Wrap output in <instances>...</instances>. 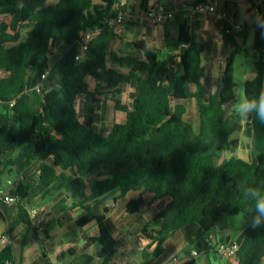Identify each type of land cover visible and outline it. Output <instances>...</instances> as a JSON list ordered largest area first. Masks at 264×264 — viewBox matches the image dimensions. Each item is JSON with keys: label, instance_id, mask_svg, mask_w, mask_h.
Masks as SVG:
<instances>
[{"label": "trees", "instance_id": "16d2710c", "mask_svg": "<svg viewBox=\"0 0 264 264\" xmlns=\"http://www.w3.org/2000/svg\"><path fill=\"white\" fill-rule=\"evenodd\" d=\"M120 1L0 0V178L13 166L20 174L7 188L20 202L0 203V214L10 215L14 227H31L27 209L34 207L36 198L53 193L56 184L61 188L64 183L84 184L94 174L104 176L93 182L88 197L74 204L84 209L75 225L82 229L95 225L98 234L90 242L99 244L108 259L116 251L118 227L108 208L97 212L86 203L118 191L115 201L123 200L126 214L137 216L159 202L162 209L149 222L159 227L157 235L147 234L146 228L143 233L158 242L150 263L166 264L172 242L186 241L189 226L201 233L225 231L232 216L255 219L258 215L255 201L245 199L243 190L251 186L264 193V123L251 113L245 134L252 156L244 161L235 156L239 142L231 136L238 128L229 107L236 100V56L250 35L247 28L236 30L228 20L218 22L219 36L231 52L221 77L213 80L197 21L185 20L173 29L175 34L167 33L164 50L133 41L126 43L130 52L116 53L114 42L120 36L106 23L117 14ZM151 1L137 0V6L146 10ZM246 2L251 13L256 0ZM198 3L204 1L191 5ZM257 16L253 44L257 76L244 84L249 99L264 90V0ZM98 29L82 59L76 60L75 41ZM62 44L69 50L53 65L40 92H28ZM110 63L119 70L110 68ZM89 77L97 83L94 90ZM126 84L132 89L131 109L116 102L127 113L126 121L106 131L96 124L94 111L104 105L95 97L103 92L99 88L116 89L119 94ZM80 99L88 111L79 107ZM193 100L197 132L187 120ZM238 240L241 249L228 264H260L264 217ZM199 243L203 251V240ZM0 264H22L13 243L1 249ZM182 264L198 263L193 259Z\"/></svg>", "mask_w": 264, "mask_h": 264}, {"label": "rangeland", "instance_id": "374dc122", "mask_svg": "<svg viewBox=\"0 0 264 264\" xmlns=\"http://www.w3.org/2000/svg\"><path fill=\"white\" fill-rule=\"evenodd\" d=\"M196 1L197 0H193L192 3ZM204 1L212 2V0H204ZM163 2L166 3V5L171 6L170 0H163ZM230 2L231 4L235 5L232 9L233 11L234 10L240 11V13H235L234 15L235 18L239 19L238 23H236L238 27H235V26L234 27L236 28V30H241V28L243 27V22H244L247 25V28L249 30V35H250L251 27L249 25L248 19L253 14L251 15L248 13V9H249L248 3L246 2V0H230ZM222 3L223 2L219 0V2L217 3V6L222 5ZM221 10L225 13L223 6ZM255 14L257 15V12H255ZM226 17L227 19L231 21L230 16L226 15ZM205 18H206L205 20L207 21L209 20L211 22L214 20L211 17H205ZM253 18L254 20H256L257 16H253ZM128 23L129 22L126 21L123 25L115 27L113 31L118 35L117 29L122 28ZM136 28L137 29L139 28L140 32L136 31V33L132 34V36L129 37V39L131 40L130 42L145 41L147 42L150 48H158L160 50H164L165 39H166L167 33L173 31L171 22L167 24H163V25H155L152 23H140L139 25L137 24ZM23 35L25 36L26 33L24 32ZM124 39H128V38L119 37V39L117 40L118 42H114L115 52L120 53L121 55L130 52L129 49H127L126 47V43H129V41L126 42L124 41ZM253 44H254V32H252L251 35L249 36V40L244 50L236 56L235 68H234V80L237 85L236 86V100L232 102L229 106L230 111L232 113V117H233V123L238 128L237 131L231 136V140H238L239 142V147L235 153V156L244 161H250L251 156H252L251 141L245 134V129H246L247 123L250 120V117L247 121H241L232 109H233V105L238 103L240 100V90L243 89L244 91L245 75L247 73H251L254 68V60H255L254 56L256 52L254 50ZM68 50H69V46L65 44L60 45L52 53L50 68H52L53 65L56 63V61H58L63 56V54L66 53ZM230 52H231V48L229 47V45L225 44L222 41L221 37L218 42H214V43L210 42V45L208 46L206 53L203 55V57H204L205 62H209L211 57H214L217 60L216 67L213 68L214 70L212 74L213 80H216L221 77L225 59L227 56H229ZM76 55H81V59H82L84 52L80 47L78 48V52L75 54V56ZM109 66L112 69L119 70L118 65L115 63H110ZM87 81L91 87V90H94V88L97 85L95 80L92 77H89ZM120 88H121V93L119 94L115 93L116 89L109 90L106 87L99 88V89H102L103 92L98 93L95 97L97 100H99V105L101 107L104 105L102 109H97L94 111V114L97 117L96 124L103 127V129L106 131H109L115 124L124 123L126 121L127 113L123 111L122 109L116 107L117 101H119L121 105L128 106L131 109V104H132V99L130 97V92L132 90L131 86L126 84V85H122ZM78 103H79L80 108L83 107L85 109V112L89 110V107H87V105L84 103L82 99H80ZM187 120L192 125L193 130L197 132L198 127H199V121H198L197 103L195 100L190 102ZM11 128L14 132L18 131V127L15 122H12ZM17 153L18 152H16L14 156H16ZM225 157H229V155H225ZM2 178L4 179V182L6 185V182L8 180H11L13 182L17 181L20 178V174L18 173L16 166H13V167L6 168L4 170V175ZM103 178L104 176H98L94 174L91 177L84 179V184L74 183L73 185H69L68 183H64V185L61 188H65V195H60V196H63L62 200L64 202L65 201H68L70 203L79 202L81 198L88 197L91 194V188H92L93 182L97 179H103ZM58 186H59V183L56 184L55 191L51 194L54 195L58 190L61 189ZM43 202L44 201H42L40 197L36 198L32 202V205L34 207L39 208L42 212L41 213L42 224L40 228L33 229L32 227H29V229L23 230L22 233L16 237L18 228L14 227L15 224H14V220L12 219V217L10 215H7V217H4L3 215L0 214V232L2 230L7 231L8 226L9 228L11 227L10 232H11L12 238L14 239V242H13L14 248L16 251V255L19 257L20 249H23L21 245L25 246V240H24L25 233L27 231H32L31 234L33 236L30 235L28 237L26 246L27 247H29V245L31 247L34 246L35 240H37L36 244L39 247V243H40V246H42V250L40 254H38L37 256H32L29 250H25L24 264H43V262L45 261H48L49 263H52V264H58L59 263L58 261L59 252L58 251H64V253L66 254L65 261L67 262H72L74 264H85V262L82 260V258L79 255H74L73 253L69 251V247L72 244H69L64 239L62 240L61 238L55 239L54 243L56 246L54 250L51 252L48 249V244L46 243L47 239H45V237L42 238V235H40L39 240L36 239L39 234L45 233L47 229L51 227L52 224L56 223V221H60L61 223H66L68 221V220L66 221V219H68V217H66V214L64 213L60 214V213L54 212L53 210L48 212L45 209L46 207H49V203H48L49 200H47L46 203H43ZM97 202L98 201H93L89 203L95 206V209L97 212H101L104 205L103 203L97 205ZM117 210L118 211L115 212L116 217H118V215L120 214V208ZM159 211L160 209L158 208V206H151L145 209L142 215H137V216L128 215V217H126L127 218L126 221L130 220L131 218H134L131 224L132 229H135L138 226L139 227L143 226L144 228L147 229V234L156 236V233L159 227L156 225L149 226L148 222H150L154 217H156ZM253 221L254 219L250 217H246L244 215L232 216L229 219V222H228L229 225L226 230H229V232H232L235 235V237L240 238L248 230V228L246 227L250 228L252 226ZM67 230L69 231L74 230L72 234H76V235L81 234V232H85L82 230V228L76 225L73 226L71 224L69 225V227H67ZM214 231L219 233L221 230H212L211 232H214ZM94 232L98 233V231H94ZM139 232L140 230L137 233ZM208 233L209 232H206L204 234L207 235ZM42 239L44 240L43 242H42ZM81 241L82 239L79 238V243ZM50 247L52 248V246ZM56 248H59L58 251H55ZM150 248L151 247L149 246L148 250H150ZM45 250H47V252ZM210 262L211 264H228V261L221 259L217 255L211 256ZM89 264H92V262H90ZM260 264H264V257L262 258Z\"/></svg>", "mask_w": 264, "mask_h": 264}, {"label": "crops", "instance_id": "0c3cea01", "mask_svg": "<svg viewBox=\"0 0 264 264\" xmlns=\"http://www.w3.org/2000/svg\"><path fill=\"white\" fill-rule=\"evenodd\" d=\"M159 1L160 3H163L166 5V3L163 2V0H156ZM193 0H170L171 6L166 5L168 8L173 9V10H180L181 12L176 16L175 20L171 22V26L173 29H178L179 25L184 22L185 20L189 23L192 24L193 22H199L200 24V30L202 34L199 37V41L204 43L207 48L210 45V42H218L220 40V36L218 35V22L214 19L212 22L205 20V17H198L195 20H190L187 18V11H185V8L191 6ZM204 1V0H203ZM219 2V0H212L209 2L204 3H212L216 4ZM222 5H219L218 8L221 9L223 6V9L226 13V15L230 16L231 21L227 19L233 26L238 27L236 23H238V18H235L234 15L235 13H240V11L237 10H232L233 7L235 6L234 4H231L230 0H221ZM221 7V8H220ZM253 14L252 16L249 17V25H250V35L252 32L255 34V28L258 22V16L251 11ZM253 16H257V19L254 20ZM127 22H129L127 25L123 26L120 29H117V33L120 37H125L128 39H124L126 42H130L131 40L129 39L132 34L136 33V31H139V28L137 29L136 26L137 24L139 25L141 22H137L133 20L131 17L128 18ZM176 23V24H175ZM177 25V26H175ZM243 28H247V25L243 22ZM248 29V28H247ZM162 33V32H161ZM163 35V34H161ZM118 42V41H115ZM211 57V56H210ZM217 60L214 57L210 58L209 64L211 65V77L214 72L213 68L216 67ZM257 76L256 72L254 71V68L251 73H247L245 75V81L253 80ZM3 179V178H2ZM4 182V179H3ZM60 195H65V188H61L58 190L54 195L50 194L46 196L45 198H40L43 203H46L47 200H49V207H46L45 209L50 212L54 211L57 213H64L66 214V223H61L60 221H56V223L52 224L51 227L47 229L45 233L39 234L36 239L39 240V236L42 235V238L45 237L47 239L46 243L48 244V249L49 251H53L55 248V239L61 238L64 239L66 242L69 244H72L69 247V251L73 253L74 255H79L82 260L86 263L92 262V264H151L150 262L153 259L154 256V251L158 247V242L154 241L152 238L149 237V235L143 233L144 227H137L135 229L131 228V224L134 218H131L130 220L126 221V217H128V214L125 212V203L123 200H118L115 201V198L119 196L118 191L110 192L102 197H100L97 202L98 204L103 203V209L108 208L109 213L108 216L111 217L118 227V232L116 233V239H117V247L115 253L108 259H104L103 257V251L102 248L99 244L91 243L90 239L97 236V228L95 225H90L86 229H82L85 232H81V234H72L74 231H69L67 230V227L69 225L75 226V220L82 216L84 214V209L80 206H74V203H70L68 201H63L62 198L63 196ZM67 200V199H66ZM72 204V205H71ZM87 205H91L90 203H86ZM94 206V205H93ZM152 206H158V208L161 210L162 205L159 202H156ZM120 208V214L118 217H116L115 212H117ZM101 211V212H102ZM47 212V213H48ZM159 213V212H158ZM157 213V214H158ZM65 218V216H64ZM149 223V222H148ZM147 225V224H146ZM145 225V226H146ZM6 230H2L0 232V237L3 234H9L11 236L10 228L9 226L7 227ZM17 235L16 237L22 233L23 230L29 229L27 226H18L17 227ZM249 228V227H246ZM140 230L139 233H137ZM32 231H27L24 236L25 240V246L23 249H20L19 257L18 259L21 261L22 264H24V258H25V250H29L31 252L32 256H37L40 254L42 250V246L39 247L36 244L37 240H35V245L27 247V239L31 234ZM157 235V233H156ZM33 236V235H32ZM188 238L185 241L184 239H181L180 241L177 242H172L170 250H173L172 255L170 256V259L173 258L174 256L179 255V257L182 259V263H185L190 260H195L198 264H211L210 262V257L215 255L212 252H207V253H201V255L197 258H193L191 256V253L195 250L201 252L199 250V240H204L205 238H208L209 236H214L219 242H230L231 240L237 239L238 237H235V235L232 232H229V230L226 231H220L219 233L217 232H209L207 235L204 233H201L200 230L196 226H189L188 228ZM79 238L82 239V241L79 243ZM12 243L14 242V239L12 238ZM17 240V238H16ZM44 240L42 239V242ZM52 241V242H51ZM45 243V242H44ZM54 243V244H53ZM79 244V246H78ZM46 245V244H45ZM52 246V248L50 247ZM151 247L150 250H148V247ZM163 248H165V244L162 245ZM145 247L144 251H141V248ZM1 245H0V251H1ZM47 249V250H48ZM59 248H56L55 251H58ZM47 250H45L47 252ZM101 251V252H100ZM183 251H186L188 255L183 253ZM58 264H74L72 262H67L65 261L66 254L64 251H58ZM229 263V262H228ZM43 264H52L49 263L48 261L43 262ZM155 264V263H154Z\"/></svg>", "mask_w": 264, "mask_h": 264}, {"label": "built area", "instance_id": "2783aa9c", "mask_svg": "<svg viewBox=\"0 0 264 264\" xmlns=\"http://www.w3.org/2000/svg\"><path fill=\"white\" fill-rule=\"evenodd\" d=\"M262 0H256V4L252 10L253 13L258 11V6L261 4ZM188 15L187 18L190 20H195L198 17H211L217 22L227 20L226 14L218 8L216 4L212 3H198L185 8ZM180 10H173L168 8L163 3H158L156 0H152L146 10H141L137 6V0H121L118 5L117 14L109 19L106 23L109 29H114L117 26L123 25L128 18H132L135 21L141 23H152V24H167L175 20L176 16L180 13ZM101 29L96 31H86L82 33L79 39L75 41V45H78L83 52L87 49L90 42L96 37ZM76 60L81 59V55L75 56ZM51 68H47L38 79L37 83L27 89L28 92L37 91L40 92L42 84L47 80ZM16 101H14L11 106H15ZM13 181L8 180L2 183L0 187V203L13 204L20 202L18 196H12L7 192V187H11ZM28 215L31 221V227L33 229L40 228L42 224L41 210L37 207H30L27 209ZM12 243L11 236L9 234H3L0 237L1 248L4 249ZM204 250L199 252L197 250L193 251L191 256L197 258L201 253L212 252L223 260L228 262L234 260L236 255L241 249V242L237 239L231 240L230 242H219L214 236H209L203 240ZM145 247L141 248L144 251ZM166 264H182V259L179 256H174Z\"/></svg>", "mask_w": 264, "mask_h": 264}, {"label": "clouds", "instance_id": "9594fccd", "mask_svg": "<svg viewBox=\"0 0 264 264\" xmlns=\"http://www.w3.org/2000/svg\"><path fill=\"white\" fill-rule=\"evenodd\" d=\"M232 110L241 121H247L250 114L255 112L256 118L264 123V90H261L256 98L249 99L241 89L240 100L233 105ZM243 196L247 200L255 201V212L258 215L254 219L252 227H256L260 223V217H264V193L259 188L249 186L243 190Z\"/></svg>", "mask_w": 264, "mask_h": 264}, {"label": "water", "instance_id": "95a60500", "mask_svg": "<svg viewBox=\"0 0 264 264\" xmlns=\"http://www.w3.org/2000/svg\"><path fill=\"white\" fill-rule=\"evenodd\" d=\"M172 34H175V30L172 31ZM2 183H3V179L0 178V187H1Z\"/></svg>", "mask_w": 264, "mask_h": 264}]
</instances>
